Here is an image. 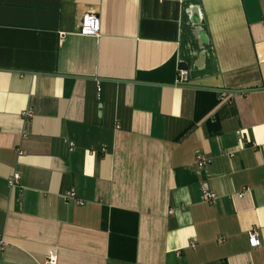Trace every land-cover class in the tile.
<instances>
[{
    "label": "crops",
    "instance_id": "1",
    "mask_svg": "<svg viewBox=\"0 0 264 264\" xmlns=\"http://www.w3.org/2000/svg\"><path fill=\"white\" fill-rule=\"evenodd\" d=\"M49 254L264 264V0H0V264Z\"/></svg>",
    "mask_w": 264,
    "mask_h": 264
},
{
    "label": "built area",
    "instance_id": "2",
    "mask_svg": "<svg viewBox=\"0 0 264 264\" xmlns=\"http://www.w3.org/2000/svg\"><path fill=\"white\" fill-rule=\"evenodd\" d=\"M80 24H79V30L78 33L83 36H92V37H98L99 32H100V20L97 14L91 13V12H86L83 13L80 19ZM188 70L183 69L179 67L178 69V79L177 83L180 85H186L189 81V72ZM24 116L26 118H31L32 117V112L30 110L26 111L24 113ZM195 164L200 173H205V169L207 166L210 165L211 160L204 157L201 153H195ZM19 180H20V175L17 173H14V175L9 179L8 183L12 187H18L19 186ZM200 198L201 201L204 203H208L210 205L215 204L217 201L218 197L217 195L212 192L206 185H203L200 191ZM242 196V194H241ZM65 197L70 200H75L78 204H81L80 201L76 199V193L74 190L68 192ZM248 238H249V243L250 247L252 248H257L259 246V240H258V232L256 229H252L248 233ZM193 247V245H192ZM49 264H54L55 263V257L53 254H49Z\"/></svg>",
    "mask_w": 264,
    "mask_h": 264
},
{
    "label": "water",
    "instance_id": "3",
    "mask_svg": "<svg viewBox=\"0 0 264 264\" xmlns=\"http://www.w3.org/2000/svg\"><path fill=\"white\" fill-rule=\"evenodd\" d=\"M197 7L191 8L190 23L194 27V34L202 42L204 46L208 45V39L202 28V17Z\"/></svg>",
    "mask_w": 264,
    "mask_h": 264
}]
</instances>
